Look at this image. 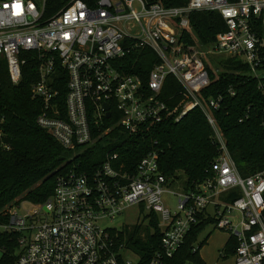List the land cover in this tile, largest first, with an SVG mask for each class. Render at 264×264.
<instances>
[{
  "label": "built area",
  "instance_id": "obj_1",
  "mask_svg": "<svg viewBox=\"0 0 264 264\" xmlns=\"http://www.w3.org/2000/svg\"><path fill=\"white\" fill-rule=\"evenodd\" d=\"M46 9L47 0H0V56L17 85L28 61L24 53L36 52L39 77L32 91L43 101L39 125L76 157L101 143L105 161L93 169L69 166L45 202L26 200L0 211V233H21L13 264H140V254L135 261L126 256L135 249L116 244V228L100 223L134 205L160 219L161 242L148 264H204L179 261L188 238L206 223L230 233L234 264H264V169L248 176L239 172L213 114L221 97L207 105L199 98L211 82L208 56L238 57L253 74L259 69L263 42L257 25L264 34V0H189L179 6L162 0H69L49 16ZM195 11L221 13L228 29L207 46L187 41L184 32L191 31ZM146 46L159 58L147 86L142 75L119 68L132 49ZM168 75L187 97L176 120L200 107L220 150L208 176L181 193L171 189L174 180L161 171L157 150L130 170L109 147L114 135L137 133L163 119L168 105L160 96ZM64 81L65 95L57 87ZM168 193L176 196L174 208L164 202ZM228 245L220 257H227ZM200 248L190 246L192 252Z\"/></svg>",
  "mask_w": 264,
  "mask_h": 264
},
{
  "label": "trees",
  "instance_id": "obj_2",
  "mask_svg": "<svg viewBox=\"0 0 264 264\" xmlns=\"http://www.w3.org/2000/svg\"><path fill=\"white\" fill-rule=\"evenodd\" d=\"M68 1L47 0L46 15H51ZM86 1L93 4L95 0ZM162 1L166 5L179 6L189 0ZM190 25L191 31L184 32L186 40L194 43L197 39L205 46L228 29L226 20L217 11L192 12ZM257 32L263 42L262 64L258 67L261 69L264 68V34L259 22ZM24 55L28 61L22 67V80L17 85L11 81L7 60L0 56V211L20 200L45 202L54 192L58 175L69 166L81 163L83 169H93L105 161V156L100 155L103 152L101 143L76 157V152L64 147L50 131L39 125L37 119L43 101L32 91L39 77L38 59L33 51ZM220 59L221 68L208 62L211 82L199 93V98L207 105L211 98L221 97L220 106L213 114L239 172L248 176L264 169V82L240 58ZM120 61V69L142 75L147 86L149 73L159 63V58L146 46L132 49ZM57 87L66 94V81L59 82ZM160 97L168 105L160 122L145 123L137 133H118L114 135L117 139L109 142V147L120 152L118 163L130 170H134L150 151L157 150L161 171L173 180L183 172L186 176L184 188L188 189L208 176L211 164L220 153L219 142L200 107L176 120L187 97L174 75L167 76ZM94 153L99 155L93 156ZM144 220L147 223L125 226L112 234L142 256L140 264L149 263L161 242L159 217L147 213ZM200 228L188 238L179 263L186 260L202 263L199 251L190 249ZM20 235V232L0 233V247L4 252L0 264H13L17 259ZM229 250L235 253V247Z\"/></svg>",
  "mask_w": 264,
  "mask_h": 264
},
{
  "label": "rangeland",
  "instance_id": "obj_3",
  "mask_svg": "<svg viewBox=\"0 0 264 264\" xmlns=\"http://www.w3.org/2000/svg\"><path fill=\"white\" fill-rule=\"evenodd\" d=\"M211 57L208 56L207 61H211L213 62L212 65H216L217 67H219L221 66L222 62L220 58H226L227 56ZM254 75L257 76L262 82H264V68L257 69ZM185 177V174H183V172H180V177L177 180H174V182L171 184V189L180 193L184 192V182L186 181ZM163 199L167 206H170L172 208L175 207V195L168 193L164 195ZM26 200L28 199L20 200L15 205L19 206ZM146 214L147 211L141 210L140 205H134L125 209L122 213L116 215L114 218H105L100 220V223L104 228L111 227L123 230L125 226L132 227L133 225L137 223H143L144 221L145 223H147L146 220H144ZM114 239L116 240L115 242L118 246L124 243L119 242L115 237ZM229 239L230 233L228 231L218 229L215 223H206L202 225L198 230V234L193 243L195 244V246L201 247L199 253L204 261V264H234L235 255L229 250L231 248L230 244H227ZM226 245H228L227 251L225 252L227 253V257H220L219 251L222 250ZM3 253V250L0 248V258L3 256ZM126 256L134 261L139 259V253H128Z\"/></svg>",
  "mask_w": 264,
  "mask_h": 264
},
{
  "label": "water",
  "instance_id": "obj_4",
  "mask_svg": "<svg viewBox=\"0 0 264 264\" xmlns=\"http://www.w3.org/2000/svg\"><path fill=\"white\" fill-rule=\"evenodd\" d=\"M105 107H106V108H109L110 106H109L108 103H107V104H105ZM108 116H110V113H108Z\"/></svg>",
  "mask_w": 264,
  "mask_h": 264
}]
</instances>
